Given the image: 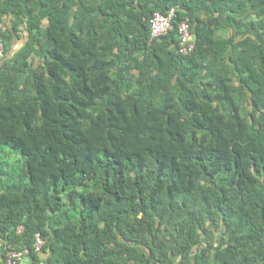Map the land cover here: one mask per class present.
Here are the masks:
<instances>
[{
	"label": "trees",
	"instance_id": "trees-1",
	"mask_svg": "<svg viewBox=\"0 0 264 264\" xmlns=\"http://www.w3.org/2000/svg\"><path fill=\"white\" fill-rule=\"evenodd\" d=\"M0 22L5 57L27 39L0 68L9 245L34 264H264V0H0Z\"/></svg>",
	"mask_w": 264,
	"mask_h": 264
},
{
	"label": "built area",
	"instance_id": "built-area-1",
	"mask_svg": "<svg viewBox=\"0 0 264 264\" xmlns=\"http://www.w3.org/2000/svg\"><path fill=\"white\" fill-rule=\"evenodd\" d=\"M175 18L174 9L170 10L166 14L155 12L149 20L150 26V41L159 40L166 37L173 29L172 21ZM178 36V52L181 55H187L192 52L194 43L191 42V36L189 33V25L186 21H181L176 27ZM4 56V43H3V24L0 22V68L2 66V60ZM23 233V227L16 229V234L20 236ZM45 245V240L40 234H35L33 249L35 252L40 253ZM0 253L3 254V264H21L26 256L29 254V250L24 248H16L9 245L0 236Z\"/></svg>",
	"mask_w": 264,
	"mask_h": 264
},
{
	"label": "crops",
	"instance_id": "crops-1",
	"mask_svg": "<svg viewBox=\"0 0 264 264\" xmlns=\"http://www.w3.org/2000/svg\"><path fill=\"white\" fill-rule=\"evenodd\" d=\"M3 19H4V22H6V24L8 25V27H10V26L12 27V25L14 23V19L10 15L5 14ZM22 29H23V27H19V34L18 35H20V37H16L15 35H13L9 52H8L6 57L3 56L2 61L10 60L25 45L27 39H26V34H25V32L22 31ZM229 32L230 31H225V32H223L224 33L223 35H227V34H229ZM38 63H39V61L36 60L35 64L37 65ZM3 257H4L3 254L0 253V264H3V260H4ZM47 258H48L47 254H45V253L39 254V264H48L46 261ZM21 264H34V263H32L31 259L28 256H26Z\"/></svg>",
	"mask_w": 264,
	"mask_h": 264
},
{
	"label": "rangeland",
	"instance_id": "rangeland-1",
	"mask_svg": "<svg viewBox=\"0 0 264 264\" xmlns=\"http://www.w3.org/2000/svg\"><path fill=\"white\" fill-rule=\"evenodd\" d=\"M2 151H3V153L0 154V161H2L3 159L5 160L6 159L5 156H8L7 161H10L11 160L12 165L15 166V168L16 167H19V162H18V160H16V156H13V158H12V155L11 154H13V153H10V150L8 148H5L4 147L2 149Z\"/></svg>",
	"mask_w": 264,
	"mask_h": 264
}]
</instances>
